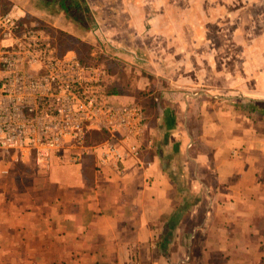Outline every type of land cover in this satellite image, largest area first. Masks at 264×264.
Wrapping results in <instances>:
<instances>
[{
    "label": "crops",
    "instance_id": "0c3cea01",
    "mask_svg": "<svg viewBox=\"0 0 264 264\" xmlns=\"http://www.w3.org/2000/svg\"><path fill=\"white\" fill-rule=\"evenodd\" d=\"M261 1L72 0L70 15L60 0H0L112 49L130 74L106 72L109 93L147 117L140 158L119 169L54 160L34 207L0 186V264H264V119L240 114L264 103L247 85L264 80V31L245 34Z\"/></svg>",
    "mask_w": 264,
    "mask_h": 264
},
{
    "label": "built area",
    "instance_id": "2783aa9c",
    "mask_svg": "<svg viewBox=\"0 0 264 264\" xmlns=\"http://www.w3.org/2000/svg\"><path fill=\"white\" fill-rule=\"evenodd\" d=\"M105 73L74 50L59 54L51 34L25 24L17 7L0 9V154L37 169L91 156L119 169L139 159L146 113L119 104Z\"/></svg>",
    "mask_w": 264,
    "mask_h": 264
},
{
    "label": "rangeland",
    "instance_id": "374dc122",
    "mask_svg": "<svg viewBox=\"0 0 264 264\" xmlns=\"http://www.w3.org/2000/svg\"><path fill=\"white\" fill-rule=\"evenodd\" d=\"M258 4L259 5L254 6L250 10L252 16H250L249 19L245 20L246 23L248 24L246 25L247 30L245 32L248 40L253 39L256 35L258 36L259 33L264 31V2L261 1ZM4 7H2V9H7ZM30 11H33V10H30ZM33 13H34V16L28 13L24 14L23 16L24 23L28 25H40L43 28H45L51 34L53 40L61 46L60 48L63 49V51L74 50L82 61H85L86 63H90L92 65H97L101 67L102 69H104L105 72H109L114 77L120 79V81L123 78H126V80L128 79L126 75L128 76L130 72L124 73L122 71V65H119V62H118L119 60L118 61L116 60L118 56H116V53L112 49L108 48V51H107L104 48L100 47L99 44L101 42L99 40H98L99 44H96V43L94 44V41L79 40L75 38L74 36L70 35L69 33L67 34V33L61 32L60 30H58V28H54L52 26H48L46 23H43L44 19L42 20L39 10ZM120 33L125 35V36L124 35L120 36L119 38L120 42L133 41V36L129 37L131 33L130 31L126 30ZM111 61H113V63ZM235 64L237 65L238 63H235ZM230 67L232 68V66ZM253 82H255L256 84H253ZM263 82L264 80L262 78L260 80L258 79V80H253L251 82H248L247 85L252 84L253 86H256L257 83H260L259 85H257V87L258 89H263L264 88ZM226 95L228 94H225V96ZM116 96L119 97V93ZM233 97L235 98L233 102L241 100L237 96H233ZM243 98L244 97H242V100H244ZM231 102H232V99H231ZM260 102L261 101H250V100H248L247 102L242 101V103L246 105L247 107L246 108L241 107L242 112L238 111L234 114V116L239 114V112L240 114L248 112V114L251 115V117L254 116V118L262 119L261 117H256L255 115L250 113L252 108L248 109V107H254L255 105H260L261 104ZM119 104H123V103H119ZM23 166H25L26 168L35 170L34 174L30 175L26 171L21 170ZM1 168H5V169L8 168L11 170V175L6 178L1 179L0 181V186H1L2 192L4 193V198L8 200L14 199L18 204L23 205V206L26 205L28 207L32 205L34 207L43 200L42 199V189L44 188L45 185L48 184V180L46 176H44V175H47L46 173L47 170H45L46 171L45 172L43 170L37 169L36 167H34L32 164H29V163L23 164L20 162L19 163L14 162L6 155L0 154V169ZM36 211H38L36 208L32 209L33 215L36 213ZM22 258L23 260L25 259L24 257Z\"/></svg>",
    "mask_w": 264,
    "mask_h": 264
},
{
    "label": "trees",
    "instance_id": "16d2710c",
    "mask_svg": "<svg viewBox=\"0 0 264 264\" xmlns=\"http://www.w3.org/2000/svg\"><path fill=\"white\" fill-rule=\"evenodd\" d=\"M60 4L61 7L64 8L65 11L68 12V14L70 15L72 14L71 11H79L78 6H76V3H72V0H60ZM54 44L59 54H63L65 52L63 51V49L60 48L61 46L57 44L55 41ZM113 96L118 98V96L116 95ZM251 108L252 109L250 113H252L256 117H261L262 119H264V103H261L260 105H255L254 107ZM21 170L26 171L30 175H33L35 171L30 168H26L25 166H23Z\"/></svg>",
    "mask_w": 264,
    "mask_h": 264
}]
</instances>
